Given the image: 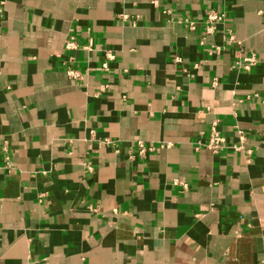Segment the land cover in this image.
<instances>
[{"label":"crops","instance_id":"1","mask_svg":"<svg viewBox=\"0 0 264 264\" xmlns=\"http://www.w3.org/2000/svg\"><path fill=\"white\" fill-rule=\"evenodd\" d=\"M0 264H264V0H8Z\"/></svg>","mask_w":264,"mask_h":264},{"label":"built area","instance_id":"2","mask_svg":"<svg viewBox=\"0 0 264 264\" xmlns=\"http://www.w3.org/2000/svg\"><path fill=\"white\" fill-rule=\"evenodd\" d=\"M8 0H0V23L3 21V19L6 16V4ZM154 6H156V1L152 2ZM168 15H171V11H166L165 12ZM123 20L129 21L130 17L124 15ZM184 26L191 32L196 31L198 28L197 22H195L192 19L186 18L181 21ZM225 22H227V16L224 13H221L216 10H210L206 14V18L204 21V32L205 35L211 36L215 33V30L218 25H222ZM135 24V22H132ZM229 40L231 42H235V39L231 32H229ZM76 48V45L73 42H68L67 43V49L73 50ZM89 51H94V47L92 45L88 46L87 48ZM220 51L219 47H216L213 52L211 53L212 55L218 53ZM115 54H113L111 51H105V59L106 61L103 63L102 70L103 71H109V63L115 60ZM174 62L177 64L181 63V59L179 57L174 58ZM72 64V63H71ZM259 64V59L255 54H245L243 51H240L237 53L235 61L233 63V69L245 73H250L253 71ZM199 66L196 65L195 68H198ZM67 75L70 79L74 81H78L82 79L81 73L76 70L75 68L72 67V65L68 66L67 68ZM217 84L216 82L213 83V86L215 87ZM238 136L240 143L239 145H235L233 147H230L227 143L226 138L220 133L218 130V121H214L209 129V134L207 136L206 142L201 145L198 143L197 150L201 149L202 147L211 151L213 154H218L223 150H231L234 152H244L245 154L249 155L251 154L250 151L245 149V141H246V136L242 131H238ZM106 143H111L109 140L106 141ZM140 147V155H146L147 153L153 152L154 148L153 147H144L143 145H139ZM3 152L5 153V161H8L7 157V149L4 147ZM45 194H40L39 195V202L42 203L45 198Z\"/></svg>","mask_w":264,"mask_h":264}]
</instances>
